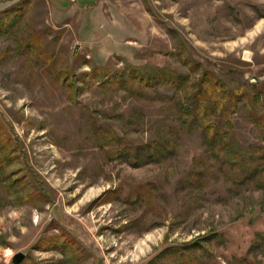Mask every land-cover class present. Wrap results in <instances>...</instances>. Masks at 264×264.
I'll return each mask as SVG.
<instances>
[{
    "label": "rangeland",
    "instance_id": "obj_1",
    "mask_svg": "<svg viewBox=\"0 0 264 264\" xmlns=\"http://www.w3.org/2000/svg\"><path fill=\"white\" fill-rule=\"evenodd\" d=\"M263 23L264 0H0V127L11 136L0 264L16 252L19 264H264V190L206 155L200 130L181 122V91L101 86L90 71L128 63L197 80L205 69L229 89L254 87L264 104ZM226 110L211 114L264 151L249 117L264 105L242 97ZM154 141L156 161L112 156ZM22 176L27 184L6 187ZM39 188L45 198L28 195ZM61 231L68 258L39 245ZM168 247H189L188 263Z\"/></svg>",
    "mask_w": 264,
    "mask_h": 264
},
{
    "label": "trees",
    "instance_id": "obj_2",
    "mask_svg": "<svg viewBox=\"0 0 264 264\" xmlns=\"http://www.w3.org/2000/svg\"><path fill=\"white\" fill-rule=\"evenodd\" d=\"M31 44L34 46L35 42H27L24 48L29 49ZM35 50L40 51V49ZM196 65L197 63H193L194 69L197 67ZM90 71L91 75L100 81L101 86L113 83L141 93L143 90L155 88L158 85L169 84L181 91L176 101L177 110L182 117L181 122L186 128L196 127L200 130L201 143L206 155L216 161L219 168L229 177L231 176L235 182L237 181L236 183H251L255 188L264 190V151H260L261 147L259 146H243L237 142L230 132L220 126L219 119L211 114L212 111H217L220 117L227 118L229 111L226 109L233 106L234 101L242 97H245L251 105L263 107L264 104L258 97L261 92L257 89L254 87H249L247 91L239 87L229 89L213 72L205 69L197 80H189L187 74L167 67L134 66L128 63H125L122 69L113 71L108 67L98 66H92ZM67 85L70 88L72 84L67 82ZM249 117L264 141V110L261 112L252 110L249 112ZM117 137L121 139V136ZM10 139L11 136L7 130L0 127V164L2 165L4 158L10 157L9 151L3 148ZM162 146V143L154 141L150 144L132 147L126 152L121 149L116 150L112 156L121 159L130 157L131 161L127 162L136 166L158 160L163 155L159 150ZM8 178L9 175L5 179ZM10 181L7 182L6 187L14 186V184H19L21 187L27 184L23 176ZM28 195L45 198L46 194L39 188ZM67 233L61 231L58 235L44 236L39 240V245L47 249L57 248L65 258L71 257L74 255L73 242ZM258 240H264L263 232L255 233V244ZM189 249V247H172L171 249L168 247L163 252L171 250V253L180 257L181 261L184 260V263H188L190 256L187 252Z\"/></svg>",
    "mask_w": 264,
    "mask_h": 264
},
{
    "label": "water",
    "instance_id": "obj_3",
    "mask_svg": "<svg viewBox=\"0 0 264 264\" xmlns=\"http://www.w3.org/2000/svg\"><path fill=\"white\" fill-rule=\"evenodd\" d=\"M23 258H24V254L22 252H16L11 257L10 263L11 264H19L22 262Z\"/></svg>",
    "mask_w": 264,
    "mask_h": 264
},
{
    "label": "bare ground",
    "instance_id": "obj_4",
    "mask_svg": "<svg viewBox=\"0 0 264 264\" xmlns=\"http://www.w3.org/2000/svg\"><path fill=\"white\" fill-rule=\"evenodd\" d=\"M264 27V23H263V25H260L258 28H257V31H259L261 28H263Z\"/></svg>",
    "mask_w": 264,
    "mask_h": 264
}]
</instances>
